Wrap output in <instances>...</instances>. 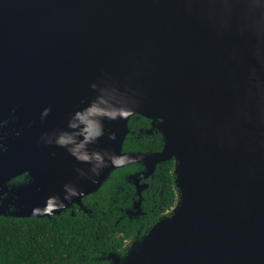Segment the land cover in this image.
I'll return each mask as SVG.
<instances>
[{
  "label": "water",
  "instance_id": "1",
  "mask_svg": "<svg viewBox=\"0 0 264 264\" xmlns=\"http://www.w3.org/2000/svg\"><path fill=\"white\" fill-rule=\"evenodd\" d=\"M15 113L0 185L28 173L52 197L0 215H58L117 169L173 160L172 214L104 259L264 264V0H0V126ZM134 116L162 151L124 152ZM64 158L80 178L52 174Z\"/></svg>",
  "mask_w": 264,
  "mask_h": 264
},
{
  "label": "trees",
  "instance_id": "2",
  "mask_svg": "<svg viewBox=\"0 0 264 264\" xmlns=\"http://www.w3.org/2000/svg\"><path fill=\"white\" fill-rule=\"evenodd\" d=\"M147 123L148 120L141 116L139 119L131 118V133L124 143V152H156L163 149L161 137L151 141L138 140L136 128L146 127ZM161 167L164 210L171 215L178 201L175 162H166ZM127 171L119 169L113 174L112 181L101 188L98 196L104 211L115 199L111 193L113 184H119ZM107 215L111 217V214ZM92 218L80 214L77 217H56L54 220L0 215V264H111L104 256L123 254L124 240L131 238L132 232L127 230L124 237L111 224L103 221L98 225V221Z\"/></svg>",
  "mask_w": 264,
  "mask_h": 264
},
{
  "label": "flooded vegetation",
  "instance_id": "3",
  "mask_svg": "<svg viewBox=\"0 0 264 264\" xmlns=\"http://www.w3.org/2000/svg\"><path fill=\"white\" fill-rule=\"evenodd\" d=\"M18 116L19 115L17 113L12 114L0 126V155L7 153L12 146L11 140L20 135L15 133V129L18 127V123L20 121ZM134 117L135 119H139V116ZM47 120L52 121V118L46 119L45 115H43L39 119L40 122L36 123V125L47 123ZM156 126V123L152 124V122L148 120L146 127L136 128L135 134L138 135V140L151 141L157 139V137H161L163 141V136ZM160 151L162 150L156 152ZM139 152L156 153L145 151ZM84 164L85 162H82V159H60L52 165V174L54 173L62 179H66V177L70 176L80 178ZM121 169H127L128 171L122 176L119 184H113V191H111L115 198L112 200L113 206L110 205L105 211L100 204L101 198L98 196L101 188L104 186L103 185L98 192L85 196L80 204L75 203L58 215H52L51 217H35L54 220L56 217H64L68 215L77 217V215L80 214L83 217H94L92 219H96L98 221V225H100L103 221L107 224H111V226L116 229V232L124 237L126 236L125 232L127 230H131V238H125L124 240L126 241V244L124 245V253L118 254L121 257L126 256L136 241L142 240L149 233L151 228H153L162 218L170 215H168L167 210H164L165 191L162 185V177L160 176L162 175L161 165L158 166L157 170L151 176L146 179H142L141 181L134 178V176L144 169L143 166L135 164ZM118 170L119 169L115 170L113 174ZM38 174L39 173H37V175ZM113 174L107 182L112 181V178L114 177ZM140 189H144L142 190V202L140 206H137L136 203L140 199L138 190ZM177 191L179 200L180 192L179 190ZM51 197L52 196L45 188L44 184L39 179L36 181L35 178L28 173L6 181L4 184L0 185V207L3 208L2 212L7 214L11 212H28L27 210H30L28 206L31 204L44 203L51 200ZM128 203L130 205L127 206ZM32 211L42 213L43 207L38 206ZM107 213L111 214V217H108ZM108 255H105V257Z\"/></svg>",
  "mask_w": 264,
  "mask_h": 264
}]
</instances>
